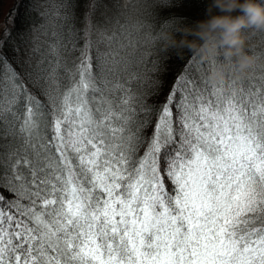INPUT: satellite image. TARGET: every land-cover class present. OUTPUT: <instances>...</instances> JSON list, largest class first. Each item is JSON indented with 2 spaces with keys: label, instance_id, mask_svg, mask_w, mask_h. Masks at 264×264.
<instances>
[{
  "label": "snow or ice",
  "instance_id": "obj_1",
  "mask_svg": "<svg viewBox=\"0 0 264 264\" xmlns=\"http://www.w3.org/2000/svg\"><path fill=\"white\" fill-rule=\"evenodd\" d=\"M176 7L27 0L0 34V264H264V32L211 84L163 51Z\"/></svg>",
  "mask_w": 264,
  "mask_h": 264
},
{
  "label": "clouds",
  "instance_id": "obj_2",
  "mask_svg": "<svg viewBox=\"0 0 264 264\" xmlns=\"http://www.w3.org/2000/svg\"><path fill=\"white\" fill-rule=\"evenodd\" d=\"M257 32H264V0H206L203 19L163 34V50L182 55L187 49L199 62L219 58L208 81L217 84L231 76L239 82L257 63L248 44Z\"/></svg>",
  "mask_w": 264,
  "mask_h": 264
},
{
  "label": "trees",
  "instance_id": "obj_3",
  "mask_svg": "<svg viewBox=\"0 0 264 264\" xmlns=\"http://www.w3.org/2000/svg\"><path fill=\"white\" fill-rule=\"evenodd\" d=\"M128 0H124V2ZM27 0H16L15 4L12 7L10 13L12 14V20L9 22L8 29H20L23 31L29 30L31 25L28 22L27 17L25 16V4ZM34 3L39 4L40 0H33ZM51 3H59V0H51ZM179 7L173 8L168 15L173 17L168 23L174 26L176 29L193 25L196 21L204 18L206 0H178ZM19 7L17 8V5ZM17 8V11L13 12V9ZM9 13V14H10ZM258 35L257 33H255ZM252 36V35H251ZM249 36V37H251ZM259 41H254L252 44H249L251 47L249 49L257 47ZM164 51V50H163ZM169 56H178L184 60L191 59L192 54L185 49L182 55H177L174 51H164ZM252 52V51H250ZM254 54V52H252ZM222 59V57L220 58ZM175 67V66H173Z\"/></svg>",
  "mask_w": 264,
  "mask_h": 264
},
{
  "label": "rangeland",
  "instance_id": "obj_4",
  "mask_svg": "<svg viewBox=\"0 0 264 264\" xmlns=\"http://www.w3.org/2000/svg\"><path fill=\"white\" fill-rule=\"evenodd\" d=\"M15 2L16 0H0V34H2L4 29L9 25V22L6 24L5 21L8 19L9 13L12 10V7L15 4ZM128 2L129 0L127 2L121 0V3H128ZM259 33L260 32H257V34ZM258 43L256 45H258ZM254 54L258 55L257 53Z\"/></svg>",
  "mask_w": 264,
  "mask_h": 264
}]
</instances>
